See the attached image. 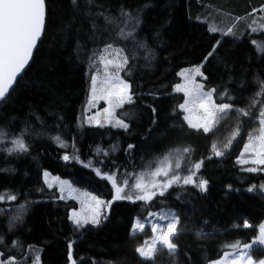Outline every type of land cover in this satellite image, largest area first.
Wrapping results in <instances>:
<instances>
[{
    "label": "trees",
    "instance_id": "16d2710c",
    "mask_svg": "<svg viewBox=\"0 0 264 264\" xmlns=\"http://www.w3.org/2000/svg\"><path fill=\"white\" fill-rule=\"evenodd\" d=\"M45 10L32 61L0 103V193L16 196L0 201V261L208 264L255 240L264 222V165L242 157L246 144L256 145L264 107V0H45ZM107 50L128 60L120 76L131 85L133 103L115 110L127 130L84 122L89 80ZM194 66L212 103L232 105L207 133L185 123L184 96L174 92L178 73ZM171 156H179L180 167L156 184L176 174L182 179L163 196L162 185L151 187L157 195L148 202L117 200L97 226L81 229L69 220L75 201L42 178L47 172L68 180L106 203L113 190L105 177L115 174L135 197L136 177ZM192 172L193 184L184 185ZM161 209L177 214L176 250L159 245L144 260L137 249L150 232L131 233L132 221ZM249 255L258 261L264 252L255 246Z\"/></svg>",
    "mask_w": 264,
    "mask_h": 264
},
{
    "label": "snow or ice",
    "instance_id": "6c2138e0",
    "mask_svg": "<svg viewBox=\"0 0 264 264\" xmlns=\"http://www.w3.org/2000/svg\"><path fill=\"white\" fill-rule=\"evenodd\" d=\"M76 0H73L75 3ZM45 22V0H0V101H4L6 99V93L9 92V89L13 88V82L17 80V77L20 75L21 71L24 69L25 65L28 63L29 59L32 56L33 49L36 47L37 41L40 39L42 31L44 29ZM111 47V46H109ZM119 55V54H117ZM101 61L104 63L105 67V79L101 81V84L104 87L99 89L100 98L106 99L109 104V109L113 108H122L125 104L133 103V94L131 92V85L127 82L126 78H122L120 76V72L124 71L125 66L128 63L127 58L121 59H108L106 60L104 57H101ZM112 66L115 68V73H109L107 71L108 67ZM196 75H201L200 68L197 67L194 69ZM181 75H185L183 72ZM92 83V93L93 98H96L97 95V77H91ZM201 86H196V95H195V103L199 105L201 109H203L205 113V122L203 124H193L188 116H185L184 119L189 123L190 127L194 128H203L205 133L212 130L213 122L216 119L217 113L227 114L229 110H231L232 105L229 103H221L219 105L212 103V92L203 93L201 92ZM176 91H184L186 96L192 95V93L187 89H182L177 86ZM188 102L180 105L179 107L187 112L189 108L187 107ZM105 109V112L108 114L109 122L113 124L114 127L123 128L125 130L128 129L129 124L125 123L123 119L117 118L114 110ZM153 112L156 111L155 108L152 109ZM247 115V113H244ZM261 116L264 117V110L261 111ZM261 125H264V119L260 121ZM59 141V137L56 138ZM261 140V148L256 153V159L252 161L254 164H262L264 165V127L261 128V136L259 137ZM14 143L17 145L18 150L27 151L24 143L21 140H16ZM61 147H66L63 143H61ZM133 145H128V148L131 149ZM250 145H245V151L249 149ZM183 151L187 153L189 151L188 148H184ZM107 155V153H105ZM223 153L220 151L216 152V156L220 157ZM65 161H68L70 157L65 155L63 157ZM78 159V158H77ZM91 162L88 165L90 166ZM177 168L180 167L179 164L176 165ZM196 170L201 168L200 163H196L194 165ZM260 169L257 168H247L245 171L248 172H256ZM97 175H100V170L96 169ZM160 169H157L153 175H160ZM48 173L45 172V178L48 177ZM164 176H168V172H163ZM192 174L183 178V184L189 185L193 184V176ZM110 180L113 187L115 188V199H126L132 202L136 201H150L153 197L157 195L156 192H152L148 190L147 185L142 184L137 181L133 186V190H139L135 194V197L131 194L125 193L124 187L118 186L117 177L115 174L108 175L105 177ZM181 181V176L176 174L171 179L167 181L166 184L162 186V189L159 191V195L163 196L165 194V190L172 186L174 182ZM47 182V179H46ZM124 185H128V181L125 179L122 181ZM207 181L201 179L199 181L198 187L200 190H206ZM49 187L52 185L49 184ZM152 187H157L156 183L152 184ZM253 187H249L248 191H253ZM61 192H63V188H61ZM122 193H125L122 195ZM85 195H88L85 193ZM7 197L10 200H15L16 196L11 193H0V200H3ZM63 198V197H61ZM91 201H94V206H90V215L89 216H78L76 213H73L72 219L73 223L77 227H83L84 225L91 223L93 225L99 224L100 222V206L104 204L103 201L99 200L95 196L90 197ZM157 220L166 219V217L161 216L159 213L156 214ZM178 222V218L173 216V219L169 221L166 225H162L159 223H153L151 225L152 232L156 233L158 230L160 232L159 236H154L153 238V246L151 249H146L144 247L138 248L137 252L145 258L151 259L152 254L156 251V241L162 246H166L170 253H174L176 250V244L172 242L171 237L175 235L176 225ZM248 227L249 225L246 223L244 225ZM144 225L141 220H137L134 225L133 231L139 229L143 230ZM166 229V230H165ZM261 239L259 243L264 244V225L260 227ZM0 243H2V237H0ZM71 248V245H69ZM251 245H245V248H250ZM71 259V255H70ZM249 264H251V256L248 257ZM0 264H14L13 261H0ZM232 264H240L239 260H234ZM260 264H264V261H261Z\"/></svg>",
    "mask_w": 264,
    "mask_h": 264
},
{
    "label": "rangeland",
    "instance_id": "374dc122",
    "mask_svg": "<svg viewBox=\"0 0 264 264\" xmlns=\"http://www.w3.org/2000/svg\"><path fill=\"white\" fill-rule=\"evenodd\" d=\"M111 52H112L111 50L104 51L102 57H104L106 60H108V59H121L122 60L123 59V57L120 54L117 55V54H113ZM99 66H100V69H99L100 71L93 73L91 75V77L92 76L97 77V89H98V91H97V95H96L95 99L93 98V93H92L91 77L89 80L88 94H87L86 103L84 105V114H85L84 115V122L87 125H92V126H98V125H111L112 126L113 124L109 122L108 114L105 112V109H109V104H108L106 99L100 98V95H99V89L104 87V85L101 84V81H103L105 79L104 63L102 61H100ZM197 67L200 68V66H194L191 68L183 69L178 73L179 83L174 86V92H180L183 94L184 100H183L182 104H185L186 101L188 102L187 107L189 108V111L185 112L180 108L182 113H183V120L185 121L184 117L188 116L193 124L199 125V124H203L205 122V113H204L203 109H201L199 107V105L197 103H195L196 86L197 85L201 86V89H200L201 92H203V93H207V92L203 90L202 83L199 81V77H201V75H196V73L194 71V69ZM107 71L111 74V73H115L116 70L112 66H109ZM182 72L185 75L182 76L181 75ZM177 86H179L182 89L189 90L192 93V95L186 96L184 91H176ZM117 109H119V108H115L113 105V108L109 109V110L110 111L114 110V112H115V110H117ZM262 110H264V107ZM116 117H117V115H116ZM262 119H264V117L261 116V112H260V115L258 117L260 128H259V131L257 133L258 136L255 138L256 145L254 146L252 144L249 147V149L245 152V156L242 157V159H245V163H247V162L252 163V161L257 158L256 153L261 148V140L259 139V137L261 136V128L264 127V125H261V123H260V121ZM185 123L189 126V123L187 121H185ZM215 124H216V119L213 122L212 128L215 126ZM192 128H194V127H192ZM194 129H198V128H194ZM199 129L203 130V128H199ZM251 141H252V139H251ZM175 155L177 156V153H175ZM178 157L171 156L170 158L165 160L166 162L164 161L165 164L163 166H158V167L154 168L151 171V173H149V174L141 173L139 176L136 177V180L138 179L139 182H141L144 185H147V187H149V189H150L149 191H153L151 189L153 183L160 182L164 178L168 177L175 168H177L176 165L179 164V162H180ZM255 165H260V164H255ZM157 169H160L161 174L160 175H153V173H155L157 171ZM164 171L168 172V176L163 175ZM42 178H43V181H44V184L46 185V187L47 188H53L54 187L56 189V191L59 193V196L63 197L62 199L66 198L68 200L75 201L76 208L70 210V212H69V220L72 221V224H74L73 219H72L73 213H76L78 216H81V217L90 215V206H94V201H91V199H90L91 196H94L93 194L87 192L86 190H75V188L72 186V183L68 180H65V179H59L57 177L50 176V175H48V177L45 178L44 174H42ZM46 179H47V182H46ZM168 180H166L165 183L158 185L156 188H153L154 191L160 189V186L166 184ZM49 184H51L52 186L49 187L48 186ZM61 188H63V192H61ZM85 193H87L88 195H85ZM104 209H105V203L103 205H101L100 209H99L100 220L103 216ZM157 213H159L161 216L166 217V219L157 220V216H156ZM173 216L177 217V214L174 210L161 209V210H158L156 212L150 213L145 218L141 219V222L144 225L143 230L144 229L149 230L150 238L148 240H145L138 248L144 247L146 249H151V247L153 246L154 236L160 235L159 230L156 233L152 232L151 225L153 223H159L162 225H166L169 221H171L173 219ZM137 220L138 219L134 218L132 221V226H131V230H130L131 233L141 231L139 229L133 231L134 225L136 224ZM88 224H90L92 226L98 225V224L93 225L91 223H88ZM88 224H86V225H88ZM86 225H84V226H86ZM261 225H264V222ZM261 225L257 228L258 237L255 240H252V241H250V243L247 244V245H251L250 248H245V245H244L235 251L224 253L220 259H218L214 262L208 263V264H232V262L234 260H239L240 264H249L248 257L250 256L249 252H250L251 248L257 246L260 249L262 248L263 252H264V244L259 243V240L261 239V232H260ZM83 227H77V228L81 229ZM159 245H161L159 243V241H156L155 247H157ZM164 247L168 250V248L166 246H164ZM137 254L140 258H142L144 260H149L148 258L142 257L138 252H137ZM261 261H264V257L258 261H255L251 258V264H260ZM33 264H37L36 259H34Z\"/></svg>",
    "mask_w": 264,
    "mask_h": 264
},
{
    "label": "water",
    "instance_id": "95a60500",
    "mask_svg": "<svg viewBox=\"0 0 264 264\" xmlns=\"http://www.w3.org/2000/svg\"><path fill=\"white\" fill-rule=\"evenodd\" d=\"M45 15H46V10H45ZM44 26H45V22H44ZM43 32H44V29H43V31H42V34H41V36H40V39H39V40L37 41V43H36V47L33 49V53H32L31 58L29 59L28 63L25 65L24 69L21 71L20 75L17 77V80L21 77V75L25 72V70L28 68L29 64L31 63L32 58H33V55H34V53H35V51H36V48L38 47V45H39V43H40V41H41V39H42ZM17 80L13 82V88H14L15 83L17 82ZM13 88L9 89V92L6 93V97L11 93V91L13 90ZM1 102H2V101H0V103H1ZM111 185H112V184H111ZM111 187H112V190H113V192H112V197H111L109 200H107L106 203H105V209H104L105 212H108L109 209H110L111 204L114 203L115 201H117V199H115V194H116V193H115V188L113 187V185H112ZM129 203H135V202L129 201ZM70 263L72 264V261H71V260H70Z\"/></svg>",
    "mask_w": 264,
    "mask_h": 264
}]
</instances>
